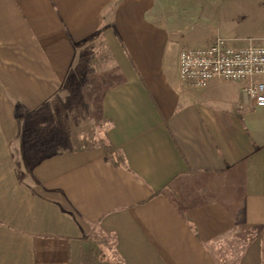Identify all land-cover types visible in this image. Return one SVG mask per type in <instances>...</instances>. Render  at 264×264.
Returning a JSON list of instances; mask_svg holds the SVG:
<instances>
[{
	"label": "crops",
	"instance_id": "crops-1",
	"mask_svg": "<svg viewBox=\"0 0 264 264\" xmlns=\"http://www.w3.org/2000/svg\"><path fill=\"white\" fill-rule=\"evenodd\" d=\"M215 39L264 46V0H0V264H264V107L179 79Z\"/></svg>",
	"mask_w": 264,
	"mask_h": 264
},
{
	"label": "built area",
	"instance_id": "built-area-1",
	"mask_svg": "<svg viewBox=\"0 0 264 264\" xmlns=\"http://www.w3.org/2000/svg\"><path fill=\"white\" fill-rule=\"evenodd\" d=\"M179 79L187 86L201 89L215 78L243 82V93L255 107H264V83L254 81L264 76V46L249 45L231 48L226 40L215 39L210 44L180 50Z\"/></svg>",
	"mask_w": 264,
	"mask_h": 264
},
{
	"label": "rangeland",
	"instance_id": "rangeland-1",
	"mask_svg": "<svg viewBox=\"0 0 264 264\" xmlns=\"http://www.w3.org/2000/svg\"><path fill=\"white\" fill-rule=\"evenodd\" d=\"M96 86V91H100L102 89V87L99 85H95ZM86 104L89 107L88 111H89V116L86 117V120L84 122V124L81 126V129H83L81 132H64L62 133V136H64V140L68 141L67 139L71 137H81L82 141L85 144H98L100 141L103 140V131H104V124L101 123L97 117V112H96V100L92 99L86 100ZM194 181L193 177L187 176V177H182L180 179H178L176 181V186L177 187V196H183L186 198V196L189 194V191L192 189V182ZM176 197V198H178Z\"/></svg>",
	"mask_w": 264,
	"mask_h": 264
},
{
	"label": "trees",
	"instance_id": "trees-1",
	"mask_svg": "<svg viewBox=\"0 0 264 264\" xmlns=\"http://www.w3.org/2000/svg\"><path fill=\"white\" fill-rule=\"evenodd\" d=\"M104 148L107 151V153L112 156V158H114V159L116 158L115 153H114V149L110 144L105 145Z\"/></svg>",
	"mask_w": 264,
	"mask_h": 264
}]
</instances>
